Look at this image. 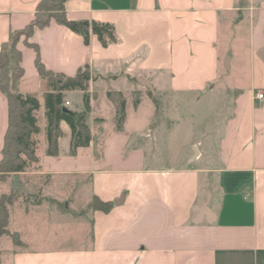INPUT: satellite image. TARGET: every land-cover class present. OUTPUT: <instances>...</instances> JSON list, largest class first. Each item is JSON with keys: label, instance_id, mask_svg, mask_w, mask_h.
<instances>
[{"label": "crops", "instance_id": "obj_1", "mask_svg": "<svg viewBox=\"0 0 264 264\" xmlns=\"http://www.w3.org/2000/svg\"><path fill=\"white\" fill-rule=\"evenodd\" d=\"M39 1L0 0V48L33 19ZM65 6L69 19L112 23L118 41L105 47L91 34L86 44L56 20L31 37L47 69L73 76L89 65L97 77L89 89L92 140L76 155L64 120L59 154L48 153L47 82L36 49L19 43V89L39 98L44 122L39 161L6 181L21 195L10 207L9 230L24 244L0 237L2 263L264 264V98L256 97L264 94V0ZM111 89L126 99L121 128ZM69 93H78L77 105ZM83 95L66 92L65 106L83 111ZM8 123L0 89V160ZM32 178L41 184L25 199L22 187ZM39 193L43 199L34 201ZM94 196L112 202L110 210L69 211Z\"/></svg>", "mask_w": 264, "mask_h": 264}, {"label": "trees", "instance_id": "obj_2", "mask_svg": "<svg viewBox=\"0 0 264 264\" xmlns=\"http://www.w3.org/2000/svg\"><path fill=\"white\" fill-rule=\"evenodd\" d=\"M67 0H40L33 19L23 28L12 30L9 38L0 48V89L6 94L9 104V123L5 133L2 157L0 160V186L12 175L26 171L39 161L36 154L38 142L37 135L41 132L39 118L36 113L41 108V102L35 94L22 93L19 82L25 70L22 65L23 53L19 43L34 47L37 51L36 66L47 82L44 93L47 117V134L50 155L59 154V137L62 134L61 121H66L72 129L71 155H76L79 147H86L92 140V133L87 124V116L91 110V95L89 93L90 81L97 79L93 76L89 65H85L73 76L49 70L40 57L38 44L31 41L36 28L49 26L52 20L69 27L80 34L86 44L90 43L91 34L98 37L103 46L118 41L116 28L112 23L95 20H72L67 16ZM111 78V77H109ZM83 91L84 110L74 111V115L63 110L65 106V93L68 91ZM108 97L117 107L116 123L118 128L123 126L126 118V99L121 91L111 89ZM139 100H135L138 105ZM19 194L16 190L0 194V237L9 235L17 245L24 242L19 232L9 230L10 207L16 202ZM53 201V199H52ZM113 203L94 198L87 206L75 215H82L89 210L99 209L108 211ZM0 264L1 251H0Z\"/></svg>", "mask_w": 264, "mask_h": 264}, {"label": "rangeland", "instance_id": "obj_3", "mask_svg": "<svg viewBox=\"0 0 264 264\" xmlns=\"http://www.w3.org/2000/svg\"><path fill=\"white\" fill-rule=\"evenodd\" d=\"M68 98L70 99V101L73 102V104H72L73 106L77 105V103H79V101H80L78 93H69ZM37 114L39 116L38 118H39L40 123H43L44 122V118H43L42 111L38 112ZM32 179H33V181H30L28 186L24 185V187H22L24 189L21 188L22 191L24 190L25 192H28V194H26V195H25V193H22L23 197L25 199H30L31 198L29 192H31V191H33L35 189V188H33V185L39 186L41 184V182H39V180H37V178H32ZM10 190H11V185H10L9 182H4V183L1 184V186H0V194L8 193ZM18 194H19V192H18ZM32 199H34V201H41L43 199L42 193L36 194L34 197H32ZM69 205H71V204L69 203ZM71 207H73V205ZM81 209L82 208H76V209L71 208L69 211L78 212ZM66 226L67 227L65 228V230L67 231V234H69L70 232L73 231V228L69 227L70 226L69 224H66ZM54 228L55 227H53L52 229H54ZM60 230H63V228H60Z\"/></svg>", "mask_w": 264, "mask_h": 264}, {"label": "water", "instance_id": "obj_4", "mask_svg": "<svg viewBox=\"0 0 264 264\" xmlns=\"http://www.w3.org/2000/svg\"><path fill=\"white\" fill-rule=\"evenodd\" d=\"M146 84H148V86H149L150 88H152V85L149 83V81L146 80ZM63 110H64L65 112L69 113V114H72V115L75 114L74 111H72L71 109H69V108L66 107V106H64Z\"/></svg>", "mask_w": 264, "mask_h": 264}, {"label": "built area", "instance_id": "obj_5", "mask_svg": "<svg viewBox=\"0 0 264 264\" xmlns=\"http://www.w3.org/2000/svg\"><path fill=\"white\" fill-rule=\"evenodd\" d=\"M256 97H257V99H263L264 98V94L262 93V92H257L256 93ZM69 102H67V104H68Z\"/></svg>", "mask_w": 264, "mask_h": 264}]
</instances>
